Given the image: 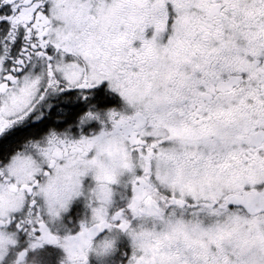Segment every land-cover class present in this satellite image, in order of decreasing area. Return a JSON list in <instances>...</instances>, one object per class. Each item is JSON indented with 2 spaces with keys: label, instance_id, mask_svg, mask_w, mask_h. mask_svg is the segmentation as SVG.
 <instances>
[{
  "label": "snow or ice",
  "instance_id": "1",
  "mask_svg": "<svg viewBox=\"0 0 264 264\" xmlns=\"http://www.w3.org/2000/svg\"><path fill=\"white\" fill-rule=\"evenodd\" d=\"M0 264H264V0H0Z\"/></svg>",
  "mask_w": 264,
  "mask_h": 264
}]
</instances>
